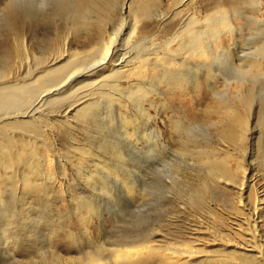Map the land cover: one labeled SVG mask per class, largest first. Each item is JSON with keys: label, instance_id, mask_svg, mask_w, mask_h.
<instances>
[{"label": "bare ground", "instance_id": "bare-ground-1", "mask_svg": "<svg viewBox=\"0 0 264 264\" xmlns=\"http://www.w3.org/2000/svg\"><path fill=\"white\" fill-rule=\"evenodd\" d=\"M15 1L5 0L6 8L9 3L14 5ZM47 1L51 0H27L30 6L24 15L42 11L40 5L44 6ZM72 1L75 9L82 6V0ZM158 1L160 0H123L119 12L120 22L114 30L108 29L107 24L104 26L105 23L90 20V17L89 19L82 15L78 17L79 21L84 23L83 26L90 25V31L86 32L87 36L81 39L89 41V36H92L91 40L93 39L90 49L83 52L70 49L73 38L81 37L75 34L72 37L68 34L69 36H65L62 42L53 44L48 56L36 54L27 41L16 38L17 53L23 55V58L21 57L23 60H28L23 71L19 69L21 73L19 71L9 74L8 69H0V224L4 229L7 226L25 225L26 218L32 213L27 197L48 199L50 190L56 187L60 192L63 187L66 191L68 182L64 174V164L67 162L61 158L64 156H61L59 150L57 154H53L50 145L46 149L52 152L51 157L47 153H42L39 148L44 149L43 145L47 146V137H52L55 132L53 128H67L71 131L80 121L92 119L91 111L101 97L107 99L105 101L108 110L115 107L120 117L121 109L135 113L143 111L146 104L155 108L157 113L167 109L163 100L167 91L172 93L180 91L184 93L182 96L186 95L191 99L195 95L207 97L209 93L217 102L213 109L217 116L216 121L222 122L219 136L221 147L216 148L219 154L208 151L195 153L184 145L185 141L190 140L189 135L182 140L184 142L182 152L183 155L187 153L197 160L202 158L209 162V165L212 164L210 168L216 180L222 181L223 184L229 182L235 185L236 205H241L238 208L244 212L243 216L236 219L233 224L224 225L230 226L227 233L224 226L215 229L205 221H198L197 226H192L184 232L181 230L166 232L155 227L143 236L124 232V235L121 233L106 243H99L91 251L82 252L75 261L65 260L63 264H264V241L259 243L257 237L260 235L256 234L261 224L260 216L264 211L262 197L264 190H257L253 203H249L244 194L254 182L241 174L240 163L236 170L228 165V158L232 155L230 146L245 141L250 116L256 118V124L250 131L259 127L255 145L258 151H264L263 18L255 14L246 15L238 9L243 3L248 2L247 5L255 8L256 12H262L261 2L210 0L206 9L213 11L201 18L196 17L193 11L190 12V7L196 0H173L171 13L175 16L181 15L180 24L167 38L155 41L153 40L155 34L152 36L136 34L138 17L135 18L134 15L137 13L147 16L156 12L155 6ZM126 2H129L128 7ZM154 14L162 16L158 12ZM94 17L99 18L96 14ZM129 17L133 20L124 21ZM172 43H176V47H173ZM93 77L96 79L92 80ZM220 79L227 93L219 89L217 81ZM159 82L163 85L162 88L159 87ZM255 83L258 89L257 98L253 94ZM232 85L238 88L231 99L240 101L244 111H241L238 102H232L228 95ZM151 97L154 98L152 101ZM157 107L162 109L157 110ZM204 109L208 111L210 106L206 105ZM151 120L154 121V118ZM123 123L121 126L129 122ZM177 125L181 126L179 121ZM190 125L192 122L187 126ZM153 130L151 129L149 136L155 139L157 135ZM75 150L82 149L75 147ZM52 157L54 171L58 170V183L57 178H54L46 166L52 161ZM77 162L80 164L79 160ZM82 172V179L84 177L88 179V171H85L86 174ZM124 179L123 177L122 180ZM17 189L22 191L19 207L23 212L17 210L13 204ZM127 191L131 194L135 189L128 186ZM7 195L9 199H6ZM210 214L215 216L212 211ZM80 219L85 229L88 221L82 217ZM8 231L13 250L27 253L28 248L18 240L19 236L14 235L15 232L12 230L13 234L10 235ZM56 231L57 229H51L52 236L56 235ZM66 234L71 242H76L73 232L67 231ZM229 234L235 237V249L232 251L225 249L217 253L199 250L202 244L206 243L204 237L228 244ZM169 239L174 243L168 244ZM248 242L252 246L245 244ZM67 247L71 250L76 248V244ZM82 247L84 249V245ZM247 247L254 250H245ZM195 258L199 260L193 263Z\"/></svg>", "mask_w": 264, "mask_h": 264}, {"label": "rangeland", "instance_id": "rangeland-1", "mask_svg": "<svg viewBox=\"0 0 264 264\" xmlns=\"http://www.w3.org/2000/svg\"><path fill=\"white\" fill-rule=\"evenodd\" d=\"M16 1L14 5L9 3L6 8L5 0H0V69H8L9 74L23 71L28 60H23V55L17 53L16 38L27 41L36 54L48 56L53 44L62 42L68 34L70 37L75 34L81 37L73 38L70 49L86 51L93 44V39L91 40L92 36L88 37L89 41L84 40V42L81 39L87 36L86 32L90 31V25L83 26L84 23L80 22L79 18L90 17V20L95 19L99 23H105L104 26L107 24L108 29L114 30L120 22L119 12L123 2V0H82V6H77L78 9H75L72 0H51L52 2L47 1L44 6L40 5L42 11L38 10L26 16L25 10L30 6L27 0ZM209 1L196 0L190 7V12L193 11L196 17L202 18L213 11L206 9L209 7L207 5ZM255 1L261 2L262 12H256L255 8L247 5L248 2L243 3L238 9L246 15L255 14L263 18L264 24V0ZM128 3L126 2L127 7ZM157 5L156 12L150 15L143 16L137 13L134 15L135 18L138 17L136 34L142 36L155 34L153 40L162 41L176 30L182 18L180 19L181 15H172L173 0H160ZM157 12L162 16H155L154 13ZM94 14L99 18H95ZM129 20L132 21L133 18H125L124 21L130 22ZM171 45L176 47V43ZM95 79L93 77L92 80ZM257 83L253 88L255 98L258 97ZM217 84L219 89L224 91L222 79L217 81ZM160 86L162 88L163 85L159 82ZM237 88L238 86L235 85L230 87L228 94L230 99L232 94H236ZM224 92L227 93V90ZM166 93L163 100L168 108L161 110L162 108L157 107V110H161L159 113L146 104L143 111H137L138 114L121 109L118 117V110L115 107L108 110L106 98L101 97L91 111L92 119H86V122L80 121L71 131L67 128H53L55 132L52 137H47V146L43 145L44 149L40 147L39 150L50 157L52 152L57 154L59 150L61 156H64L61 158L67 162L64 164V174L68 182L66 191L63 187L60 192L56 187V190H50L48 199L27 197L32 213L26 218L28 220L24 222L26 224L20 225L21 227L7 226L8 229L6 227L4 229L0 224V264H63L65 260L75 261L82 252L91 251L99 243H106L112 237L121 233L124 235V232L143 236L154 227L166 232L169 230L184 232L192 226H197L198 221H205L216 229L233 224L236 219L243 216L244 212L238 208L241 205H236L235 185L229 182L223 184L222 181L216 180L210 168L212 164L209 165L210 163L202 158L197 160L187 153L185 156L182 152V143H184L182 140L189 135L190 140L185 141L184 145L195 153L208 151L219 154L216 148L221 147L219 136L222 122L216 121L217 116L213 111L217 103L216 99L209 93L207 97L195 95L192 99L186 95L182 96L184 93L180 91ZM153 99L151 97L150 100ZM232 102L237 103L238 100L234 98ZM155 104L157 106V103ZM238 104L241 111H244L240 101ZM206 105L210 106L208 111L204 109ZM152 117L154 121L151 120ZM250 118L245 141L230 146L232 155L228 158V165L236 170L240 163L241 174L254 182L244 194L246 200L253 203L257 190H264V151L257 150L255 143L259 127L250 131V128L256 124V118L253 116ZM124 121L129 123L121 126ZM178 121L181 126L177 125ZM190 122L192 125L187 126ZM151 129H154L157 138H150ZM254 131L257 133L255 134ZM49 145L52 146L51 153L46 149ZM57 146L59 148H56ZM75 147L81 148L84 152L75 150ZM68 152L73 153L74 156ZM54 165L52 157V161L46 166L49 167V172L55 176L54 178H57L56 183H58V170L54 171ZM82 171L92 174L87 176L88 179L86 177L82 179ZM128 186L134 187L135 191L130 194L127 191ZM21 194L22 191L17 189L16 199H19ZM6 199H9V195ZM16 199L13 202L14 206L23 212L20 208L21 204L19 205L21 198L18 201ZM91 207L94 208L90 209ZM210 211L215 216L210 214ZM261 216V224L256 231V234L260 235V237L257 235L259 243L264 241V211ZM80 217L88 221L85 229ZM51 229H57L55 236H52ZM224 229L227 233L230 226H224ZM11 230L15 232L14 235L19 236L18 240L23 243L22 245L28 248L27 253L13 250L12 239L7 235V231L8 234H13ZM67 231L74 233L77 243L67 238ZM228 238L230 243L226 244L224 241H213L204 237L206 243L202 244L199 250L217 253L225 249L232 251L235 249V237L229 234ZM168 242V244L174 243L170 239ZM70 244H76V248L69 250L67 246ZM245 244L252 246L249 242ZM247 248L245 250H254ZM209 255L215 254L209 253ZM198 260L195 258L192 262Z\"/></svg>", "mask_w": 264, "mask_h": 264}]
</instances>
